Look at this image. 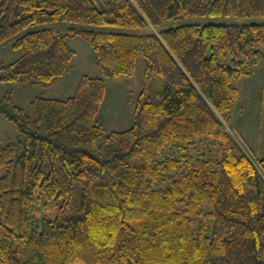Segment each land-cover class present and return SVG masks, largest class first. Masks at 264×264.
I'll return each instance as SVG.
<instances>
[{
  "label": "trees",
  "instance_id": "trees-1",
  "mask_svg": "<svg viewBox=\"0 0 264 264\" xmlns=\"http://www.w3.org/2000/svg\"><path fill=\"white\" fill-rule=\"evenodd\" d=\"M73 35L101 76L27 109L0 97L20 134L0 143V264H264V156L227 128L236 82L264 60V0H0V45L22 52L0 85L67 75ZM141 56L133 124L109 130L106 79Z\"/></svg>",
  "mask_w": 264,
  "mask_h": 264
},
{
  "label": "rangeland",
  "instance_id": "rangeland-1",
  "mask_svg": "<svg viewBox=\"0 0 264 264\" xmlns=\"http://www.w3.org/2000/svg\"><path fill=\"white\" fill-rule=\"evenodd\" d=\"M200 19V20H199ZM254 21L262 20L252 18ZM192 21L200 22H230L243 20L223 17H201ZM65 22L51 25L57 31L66 27ZM178 22L174 23L177 24ZM92 27V26H90ZM108 28V27H106ZM110 28V27H109ZM118 29V28H111ZM68 43L77 51L69 73L56 82L46 86L31 83L14 85L5 82L0 85V97L9 89H14V99L17 104L28 108L30 101L36 96L68 98L75 94L79 80L84 74L101 76V71L95 62V52L82 35L67 37ZM22 54L21 50L13 48L10 42L0 45V61L10 63ZM145 62L141 56L134 74L106 79V93L103 105L96 120L109 130H124L133 124L134 107L129 101L130 95L135 97L145 86ZM239 98L233 108L232 117L227 128L232 136L241 143L254 157L264 156V60L253 73L244 75L237 82ZM156 84L163 86V80L158 77ZM20 134L15 124L0 114V143L17 140Z\"/></svg>",
  "mask_w": 264,
  "mask_h": 264
}]
</instances>
